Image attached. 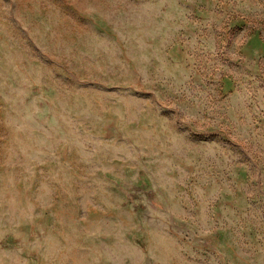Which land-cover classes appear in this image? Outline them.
<instances>
[{
	"label": "rangeland",
	"instance_id": "1",
	"mask_svg": "<svg viewBox=\"0 0 264 264\" xmlns=\"http://www.w3.org/2000/svg\"><path fill=\"white\" fill-rule=\"evenodd\" d=\"M251 33L264 0H0V264H264Z\"/></svg>",
	"mask_w": 264,
	"mask_h": 264
},
{
	"label": "crops",
	"instance_id": "2",
	"mask_svg": "<svg viewBox=\"0 0 264 264\" xmlns=\"http://www.w3.org/2000/svg\"><path fill=\"white\" fill-rule=\"evenodd\" d=\"M241 49L247 58L254 59L264 53V39L258 33H251ZM223 83L224 87L230 84L228 78Z\"/></svg>",
	"mask_w": 264,
	"mask_h": 264
}]
</instances>
